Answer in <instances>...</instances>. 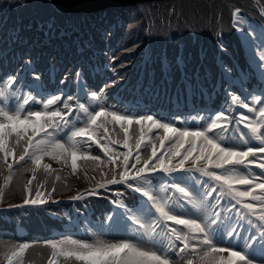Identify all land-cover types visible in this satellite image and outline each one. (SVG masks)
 <instances>
[{"label":"snow or ice","instance_id":"snow-or-ice-1","mask_svg":"<svg viewBox=\"0 0 264 264\" xmlns=\"http://www.w3.org/2000/svg\"><path fill=\"white\" fill-rule=\"evenodd\" d=\"M24 3L20 0L16 6ZM47 7L56 5L50 2ZM234 27L241 32L240 40L249 50L259 81L248 85L240 82L237 89V78L230 68L222 66L221 110H196L189 118L203 123L191 127L181 113L171 114L168 120L155 113H121L115 105L109 108L100 102L104 93L93 91L90 99L85 93L84 102L64 89L48 94L39 74L34 73V82L25 80L31 57L25 61L24 71L0 76V168L8 169L7 185L13 179L10 157L31 162L33 175L27 180L24 205L49 202L43 185L35 198H30L37 170L54 171L44 163L45 158L70 163L74 173L78 162L90 164L93 171L108 176L106 183L96 185L105 192L109 184L122 185L121 190H113L120 197L113 201L120 211H113L98 224L91 242L71 237L44 241L51 249L48 264H176L177 257L184 264H264V27L259 32L256 27ZM218 43L223 50V40L218 38ZM181 65L178 57L177 69L183 71ZM72 75L69 73L61 84H70ZM74 75L80 81L77 88L84 92L83 73L76 71ZM73 100L76 102L70 103ZM233 105L252 116L232 117ZM109 124L123 130L121 146L125 151L113 147L119 142L109 138ZM240 124L248 133L241 132ZM133 125L139 126L140 135L130 142ZM232 125L237 127L232 129ZM154 130L162 133L155 138L159 150L148 137ZM237 132L241 134L237 136ZM253 139L258 146L253 145ZM13 140L17 145L23 141L19 154ZM93 145L104 159L92 154ZM142 145L151 147L150 155L142 156ZM253 168L261 172L255 174ZM55 191L53 185L51 192ZM96 194L95 189L89 193ZM125 195L135 203L129 206ZM121 230L135 233V240L103 239L105 234ZM31 243H18L6 256L7 264H23L22 257Z\"/></svg>","mask_w":264,"mask_h":264},{"label":"trees","instance_id":"trees-1","mask_svg":"<svg viewBox=\"0 0 264 264\" xmlns=\"http://www.w3.org/2000/svg\"><path fill=\"white\" fill-rule=\"evenodd\" d=\"M48 3V2H47ZM25 4L27 6H25ZM234 4H239L238 0H183L182 1V6L180 8H177L174 14H172L171 17H169V23H168V29H167V34L172 33V37H175V39H178L177 31L174 30V27L178 26V21L179 19H187L191 21L192 19L197 23L198 27L202 30L204 34L209 31V29H212V31H218L219 29H223L225 32V37L226 39H229L234 37V33L232 29L228 27L224 28L219 24V16L223 15L224 16V23L227 24L229 22V15H227L230 12V9H228L229 6L234 5ZM162 5L167 6V13L164 12L166 17H168L170 8H171V3H162ZM25 9H28L31 14H34L36 16H41L43 14H49L50 20H55L60 23H63L66 18H68L65 15H62L58 13L54 8L49 9L47 7V4L44 3V0H25V3L23 4ZM126 9V10H125ZM120 11H117V13L113 10H108L103 13H97L94 15H91L89 17H86V23L85 25H82L81 27V32L79 35V39L81 38L86 54L91 53V48L92 47H104V43L101 42V38L103 36L104 30L109 27L112 22H116V17L115 15L118 14L120 17L124 18V13L130 12L129 15H127L129 25L127 26V31L124 32V44L127 45L128 50L124 54L127 55L129 53H132V50L138 49L141 44L144 41V32L141 33V36L139 39L134 40L133 35H134V28L139 22V10L136 9V7H130V8H124V9H119ZM145 12H148L146 9H144ZM180 15V16H178ZM226 15V16H225ZM77 17H82V16H77ZM150 21H152L153 17H149ZM154 20V19H153ZM156 25L157 27H161V22L156 19ZM123 28H118V33L117 35H122ZM171 29V30H170ZM67 36L59 39L57 36V40H51V39H46L45 41H42L40 44V49L41 51L44 52H51L52 57L55 55H63L64 58H69L70 55H73L75 58L79 56V51L77 50L75 43L73 40L76 39V35L72 32H67ZM116 35V36H117ZM207 39V35L205 36ZM70 39V42L72 43V51L67 52V49L65 48V45L63 42L65 40ZM180 39V38H179ZM168 39V43H169ZM170 44V43H169ZM89 45V46H87ZM39 48H37L38 50ZM119 56V61H120ZM141 58V54L138 56ZM136 56L135 54H131L130 56L124 57V65H119L120 71L123 72V70H131V67H129L130 64L136 63ZM126 75V73H123V77ZM110 78V77H109ZM108 78V80H109ZM104 86V85H101ZM223 104L222 101L217 102L215 105L216 108H220L221 105ZM84 181V180H83ZM73 184H71V187ZM66 190V189H64ZM19 194V189H13V194L12 198L16 195ZM0 235L2 238V241H6L8 239L12 238V235H14V232L8 228H5L0 231ZM3 245V244H2ZM40 248V247H39ZM37 247L33 250V257H36L38 255V252L36 251ZM45 249V248H44ZM2 249L0 245V255H1ZM46 252H49V249H46Z\"/></svg>","mask_w":264,"mask_h":264},{"label":"water","instance_id":"water-1","mask_svg":"<svg viewBox=\"0 0 264 264\" xmlns=\"http://www.w3.org/2000/svg\"><path fill=\"white\" fill-rule=\"evenodd\" d=\"M56 7L64 12H85L92 13L95 11L111 8L134 5L141 2H154L157 0H51Z\"/></svg>","mask_w":264,"mask_h":264},{"label":"rangeland","instance_id":"rangeland-1","mask_svg":"<svg viewBox=\"0 0 264 264\" xmlns=\"http://www.w3.org/2000/svg\"><path fill=\"white\" fill-rule=\"evenodd\" d=\"M250 56V55H249ZM250 62H252V59H251V56H250ZM40 108V107H39ZM199 123H203V121H192L191 119L190 120H186V124H187V126H189V127H191L193 124H199ZM67 166H69V167H71L70 166V163L69 164H67ZM98 226V225H97ZM97 226H96V229H97ZM96 229L94 230V233L96 232ZM117 232L118 231H114V232H111V233H108V234H105L104 235V237H103V239H105V240H109V241H112V242H117V241H120V240H125V239H128V240H135V233H133V232H131L130 230H128L127 231V233L126 234H124L125 235V237H123V238H116V234H117ZM68 237H71V238H77V239H81L80 238V235H79V232H73V233H71V235L70 236H68ZM94 238H95V236H94ZM93 238V239H94ZM81 240H83V239H81ZM91 242V241H90ZM147 243V242H146Z\"/></svg>","mask_w":264,"mask_h":264},{"label":"bare ground","instance_id":"bare-ground-1","mask_svg":"<svg viewBox=\"0 0 264 264\" xmlns=\"http://www.w3.org/2000/svg\"><path fill=\"white\" fill-rule=\"evenodd\" d=\"M176 264H184V262L178 258Z\"/></svg>","mask_w":264,"mask_h":264}]
</instances>
